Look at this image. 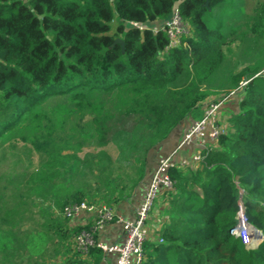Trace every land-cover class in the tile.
<instances>
[{
    "label": "trees",
    "instance_id": "obj_1",
    "mask_svg": "<svg viewBox=\"0 0 264 264\" xmlns=\"http://www.w3.org/2000/svg\"><path fill=\"white\" fill-rule=\"evenodd\" d=\"M224 1L207 0L205 6V0H0V141L18 130L24 139H48L72 115L87 114L82 137L65 142L76 150L84 140L98 146L119 135L126 147L122 155L137 166L128 195L127 185L115 183L110 155L91 151L80 158L48 139L44 160L29 179L55 207L38 203L36 227L22 234L21 245L31 256L43 259L55 237L51 253L60 264H101L102 249L80 251L74 243L73 233L88 225L65 228L62 207L95 197L118 205L130 200L147 186L159 159L151 167V154L172 138L170 148L176 144L183 124L189 121L182 134L207 103L222 100L218 110L227 106L220 95L207 101L214 92L205 85L230 39L222 25L203 19ZM174 8L187 32L169 46L167 32L151 26L162 24ZM263 18L264 0L247 19L257 35ZM262 66L264 59L230 76L229 90L238 94L231 101V130L224 127L203 160L169 170L173 189L159 193L140 264H264ZM242 76L247 81L239 86ZM83 167L107 172L92 193L71 183ZM240 189L245 219L262 233L254 247L233 232ZM12 226L0 227L1 251L14 247Z\"/></svg>",
    "mask_w": 264,
    "mask_h": 264
},
{
    "label": "rangeland",
    "instance_id": "obj_2",
    "mask_svg": "<svg viewBox=\"0 0 264 264\" xmlns=\"http://www.w3.org/2000/svg\"><path fill=\"white\" fill-rule=\"evenodd\" d=\"M261 1L263 0H226L212 7L211 12L208 11L203 14V19L207 23L211 25H222L227 38L230 39L229 44L223 46L225 56L223 61L214 73L211 81L205 85L206 88L214 92V94L208 96L207 101H212L220 95L224 99L225 104H227V106H224L225 108L218 110L217 116L218 120L225 124L229 130L232 128L229 119L235 111V109H231V101L233 102L237 98L235 95H238L226 92L230 89V78H232L230 76L241 72L247 66L259 64L264 59V20H261L257 26L260 30V34L258 35V32L251 31V27L248 26L251 22L249 23L247 20L253 14L255 5ZM235 11L237 15L231 16ZM253 35L254 37H252ZM263 69L264 66L261 67V70ZM242 80H245L243 76L240 78L239 86H243L241 83ZM234 90L231 88L229 91L232 92ZM87 118V114L72 115L64 122L62 128H56L48 136V139L56 142L61 147L63 153L76 152L80 158L85 157L91 151L103 157L106 154L110 155L113 158L110 167L114 172V177L116 174L118 176L115 177L116 185L118 184V187L127 185L128 188L126 189L128 190L125 194L129 195L133 193L134 191L131 190L130 185L131 181L136 177L134 173L137 166L122 155L126 147H123L124 141H122L119 135L115 136L105 145L97 146L92 142L90 143L84 140L83 143H78L76 150H73L68 145L69 142H65L69 139L71 143H74L76 138H79V136L82 137L81 129L84 128ZM187 124H189V121L183 124L182 131L179 136H176L177 140L181 138L183 129ZM22 134H24V131L18 130L0 141V227L12 226L15 220L18 222L17 225L11 227L15 230L17 236L14 247L7 251L0 250V264H60L59 258L53 256L51 253V249L54 246L53 241L55 242L56 239L55 237L49 241L48 250L45 252L43 259L31 256L27 249L21 245L23 232L35 228L36 222L39 220L37 204L42 202L45 206L55 207V200L47 193L35 190L32 186V181L29 179V174L39 168L44 160V148L48 143V139L37 138L32 141L27 138L24 139ZM172 139L167 142L171 143L173 141ZM164 154L165 152H162L160 149H157L155 153L151 154L154 156L151 167ZM82 170V172H78L72 178L71 183L73 187L86 188L90 193H92L95 184H97L96 182L99 180V176H106L107 174V172L100 174L97 172V169L91 171L86 167H83ZM144 186H140L143 194L145 191L143 189L145 188ZM102 187L105 190L106 185L102 183ZM141 192L137 194L140 195ZM84 200L105 203L113 208L120 205L107 203L99 197L93 199L86 198ZM56 210L59 209L57 208ZM63 226L65 228H73L70 221L66 218L64 219ZM76 233H73L72 236L74 237Z\"/></svg>",
    "mask_w": 264,
    "mask_h": 264
},
{
    "label": "built area",
    "instance_id": "obj_3",
    "mask_svg": "<svg viewBox=\"0 0 264 264\" xmlns=\"http://www.w3.org/2000/svg\"><path fill=\"white\" fill-rule=\"evenodd\" d=\"M131 23L139 28L142 27L136 22ZM158 28L167 32L169 46L178 44L180 36L187 32V27L175 8L170 17L162 24L151 26L152 30ZM246 81L242 80L241 83L244 85ZM221 102L222 100L207 103L202 116L192 121L174 148L158 159L149 176L143 198L137 205L132 218H125L120 213L115 212L112 206L105 203L90 202L84 199L65 204L62 207L61 214L70 221L71 225H88V228H81L73 238L80 251H86L88 247L95 245L104 252L115 253L113 264L141 263L144 256V243L149 235L147 223L152 210L159 201V193L163 190L171 191L173 189L174 180L169 175V170L174 167L192 165L203 160L211 146L210 144L216 142L218 136L226 129L224 128L225 124L221 123L217 116ZM186 148L191 151L183 155L182 150ZM241 193L242 190L240 189L237 223L233 232L234 235L240 237L245 246L254 247L262 239L261 231L256 228L252 229L251 224L246 221L240 200ZM110 222H116L122 226L123 238L119 243L107 244L95 238L96 232Z\"/></svg>",
    "mask_w": 264,
    "mask_h": 264
},
{
    "label": "crops",
    "instance_id": "obj_4",
    "mask_svg": "<svg viewBox=\"0 0 264 264\" xmlns=\"http://www.w3.org/2000/svg\"><path fill=\"white\" fill-rule=\"evenodd\" d=\"M176 144H174L169 150V147L171 146L170 143L164 142L160 146V148H158V149L162 150V152H165V154L163 155V156H165L174 148V146ZM190 151L191 150L189 148H186V149L182 150V154L184 155V154H186V152L189 153ZM142 198H143L142 192L140 195L135 194L134 196H132V198L130 200L120 204L119 206H116V208H114V210H115V212L123 215L125 218H132L134 216L135 209H136L137 205L139 204V202L142 200ZM156 213H157V207L152 212V214L148 220V223H147L149 232L152 231V228L154 225L153 217ZM95 236H96L97 240L102 241V242L107 243V244L119 243L122 241V238H123L122 226H121V224L116 223V222L107 223L101 229H99L96 232ZM114 260H115V253L114 252H105L101 264H113Z\"/></svg>",
    "mask_w": 264,
    "mask_h": 264
},
{
    "label": "water",
    "instance_id": "obj_5",
    "mask_svg": "<svg viewBox=\"0 0 264 264\" xmlns=\"http://www.w3.org/2000/svg\"><path fill=\"white\" fill-rule=\"evenodd\" d=\"M204 5H205V6H208V5H207V0H205ZM115 41H116V42H119L121 45H122V43H123L121 39H116ZM255 75H256V74H255ZM251 226H252V229H255V227H254L253 225H251ZM260 234H261V236H262V233H260Z\"/></svg>",
    "mask_w": 264,
    "mask_h": 264
}]
</instances>
